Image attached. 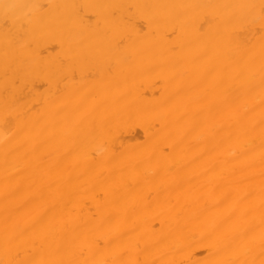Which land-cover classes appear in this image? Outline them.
I'll return each mask as SVG.
<instances>
[{
    "label": "bare ground",
    "instance_id": "bare-ground-1",
    "mask_svg": "<svg viewBox=\"0 0 264 264\" xmlns=\"http://www.w3.org/2000/svg\"><path fill=\"white\" fill-rule=\"evenodd\" d=\"M262 259L264 0H0V264Z\"/></svg>",
    "mask_w": 264,
    "mask_h": 264
},
{
    "label": "snow or ice",
    "instance_id": "snow-or-ice-1",
    "mask_svg": "<svg viewBox=\"0 0 264 264\" xmlns=\"http://www.w3.org/2000/svg\"><path fill=\"white\" fill-rule=\"evenodd\" d=\"M5 17L7 18L9 13H8V9L12 8V9H20V8H24L27 7V5H5ZM7 264H46V262L44 261H17V262H12L9 261L7 262ZM56 264H64V262H56ZM92 264H109V261L107 260H102V261H93ZM111 264H118V262L116 260H113L111 262ZM127 264H138V262H133V261H129L127 262ZM254 264V262H253ZM259 264H264V259H262Z\"/></svg>",
    "mask_w": 264,
    "mask_h": 264
}]
</instances>
